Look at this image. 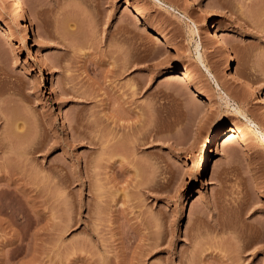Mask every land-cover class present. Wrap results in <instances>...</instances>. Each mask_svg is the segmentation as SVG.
<instances>
[{"label":"rangeland","instance_id":"obj_1","mask_svg":"<svg viewBox=\"0 0 264 264\" xmlns=\"http://www.w3.org/2000/svg\"><path fill=\"white\" fill-rule=\"evenodd\" d=\"M20 1L29 34L0 0V264H264V107L225 64L264 96V0H202L212 30L187 0ZM120 47L135 65L116 76ZM224 90L261 125L246 141H223L249 126ZM99 126L115 144L88 142Z\"/></svg>","mask_w":264,"mask_h":264},{"label":"bare ground","instance_id":"obj_2","mask_svg":"<svg viewBox=\"0 0 264 264\" xmlns=\"http://www.w3.org/2000/svg\"><path fill=\"white\" fill-rule=\"evenodd\" d=\"M189 3H193V4H195V5H198V6H200L201 8H202V10H203V12L205 13V15H207V17H208V20L210 21L209 22V28L208 29H214L215 27H216V23H214L213 24V21H211L210 19L211 18H213L215 15H216V11H215V9L210 5V4H208V3H205V2H202V0H187ZM5 3L7 4V7H8V9H9V11L11 12V13H13V15H19V14H22L23 16H22V19H23V29L27 32V34H29V26H28V23H27V19H26V15H24V13H23V10H22V3H21V1L20 0H5ZM91 4H89V6H90ZM93 8V7H92ZM93 11H94V9H93ZM95 12V11H94ZM92 13V12H91ZM97 13V12H96ZM93 15V14H92ZM95 15V14H94ZM97 15H98V13H97ZM94 17H96V15L94 16ZM98 17V16H97ZM70 20V19H69ZM75 20V19H74ZM122 22V21H121ZM76 23V22H75ZM118 25V24H117ZM127 24H122V25H119V27H118V29L119 30H121L120 31V33L122 32V28H124L125 29V26H126ZM117 28V27H116ZM117 29V32L119 31ZM124 29H123V31H124ZM190 30H191V32L192 33H196V32H198V28L193 24L192 25V27H190ZM126 31V30H125ZM116 32V33H117ZM110 34H115V32H114V29L112 30V31H110L109 32ZM157 33H159V34H161V31L160 30H158V32ZM212 34H213V39L216 41V43L219 45V46H221V47H225V40L222 38V36L220 35V33L218 32V31H216V30H214V31H212ZM116 35V34H115ZM115 35H112L111 37H112V39H113V37L115 36ZM118 35V34H117ZM116 35V36H117ZM121 35V34H120ZM110 36V35H109ZM115 36V37H116ZM110 37V38H111ZM115 37H114V39H115ZM121 37H122V35H121ZM120 36H117V39L119 38H121ZM125 37V36H124ZM109 38V39H110ZM121 39H123V37L121 38ZM124 39H126V38H124ZM108 40V39H107ZM106 40V41H107ZM108 41H113V40H108ZM119 42H120V40H118ZM124 42V41H123ZM122 42V43H123ZM127 42V41H126ZM106 43H108V42H106ZM111 43V42H110ZM114 43H115V41H114ZM117 43V42H116ZM125 43V42H124ZM111 44H113V43H111ZM123 45V47H124V44H122ZM122 45H121V47H122ZM196 45H197V47L199 48L200 47V45H201V39L199 40H197V42H196ZM116 47H118V45L116 46ZM118 48V49H116V50H114V51H112V53L111 54H113V56H114V61L113 62H118L116 65V67H118L119 69H116V67L114 68H112V69H115L114 70V73H116L115 75L116 76H118V73L122 70L123 72H124V70H128L130 67L132 68L135 64V62L133 63V62H131V61H128V56L127 57H124L125 56V53H127L128 54V51L127 52H125V48L123 49V48ZM197 48V49H198ZM135 51V50H134ZM133 51V52H134ZM126 54V55H127ZM199 54H200V52H199ZM118 58H120V60L118 61ZM115 59H116V61H115ZM130 59V58H129ZM235 62V58H234V56H233V54H228V56H227V58H226V60H225V64L227 65V66H229L230 68H231V72H230V74H231V76L232 77H237V80L238 81H245L246 82V84L248 85V89H249V91H250V93H251V95H252V97H253V99L255 100V102H257V103H259V104H261L263 107H264V96H260V95H258V93H256V91L254 90V88H253V86L248 82V80H246L245 78H243V76L241 75V77L239 76L240 74H238V73H240L239 72V69L237 68V66H234V63ZM114 64V63H113ZM115 65V64H114ZM113 65V66H114ZM111 70V69H110ZM112 72H113V70H112ZM171 72L172 73H177L176 75H181V76H187V77H191V78H193V79H195L196 80V76L192 73V70L188 67V66H183V67H179V68H176V69H173V70H171ZM122 73V72H121ZM142 85L140 84L139 85V87H141ZM217 86H218V88L219 89H222V87H221V85H220V83L219 82H217ZM139 87H137V89H139ZM241 91V90H240ZM222 93H223V95H221V97L222 98H224V100H225V102H226V104L227 105H230V104H232L231 103V100H234L235 101V103L236 104H234L233 106H232V110L234 111V112H236L237 114H241V115H243V116H245L246 118H247V120H248V128H244L243 126H241V125H238V124H233L232 126H230V128L229 129H227L226 130V132H224V133H222V132H220L218 135H220L221 133H222V138H223V141L224 142H228V141H231V139L233 138V137H237V140L238 141H246V140H248L250 137H251V135H252V133L257 129V128H260L261 127V125H260V123H258L256 120H254V119H252L251 117H249L248 116V114H247V112H246V109L244 108V106H243V103L244 102H242L241 100H244V98H245V95H243L244 96V98H242L241 97V102H238L236 99L240 96V95H238V97L236 96L237 95V93H236V95H234V96H231L227 91H222ZM239 94H240V92H239ZM250 97V96H249ZM208 98H209V100L210 101H212V98L210 97V96H208ZM240 98V97H239ZM238 98V99H239ZM245 101V100H244ZM142 112V111H141ZM142 114V113H141ZM140 114V115H141ZM120 117V116H119ZM120 118H122V117H120ZM16 120V119H15ZM14 122V121H13ZM24 122V121H23ZM15 123V122H14ZM21 122H19V124H17V122H16V125H14L15 126V129L11 132V133H13L14 131V133H16L17 132V134L18 135H21L22 134V138L24 137L25 138V141L27 142V144L29 143V141L28 140H30L29 138V136H27V134L29 133V131L28 130H26V128H28V127H26L27 126V124L25 125V123H21ZM78 123H80V122H78ZM82 123V122H81ZM13 124V123H12ZM11 124V125H12ZM99 124V123H98ZM97 124V125H98ZM121 124H123V122L121 123ZM78 125V124H77ZM82 125V124H81ZM96 125V126H97ZM100 128H98L97 127V129H99L98 130V132H97V134H96V136L94 135V136H92L93 134H91L90 136H87V140H89L88 139V137L90 138V140L88 141V142H90V144L91 143H94V145H99L100 147H104L105 148V146L104 145H110L111 144V146H112V144L114 143L115 144V139L116 138H114V137H116V135H114L113 137H106V138H104V136L102 135V133L101 132H99V131H101V126H99ZM142 127H143V124H142ZM142 127H140L139 129H141ZM11 128V127H10ZM80 128V127H79ZM258 130V129H257ZM259 132H264V128H261L260 130H258ZM28 132V133H27ZM83 132L82 131H80V134H82ZM145 133V132H144ZM16 134V135H17ZM79 134V135H80ZM85 134L86 133H84V137H85ZM143 134V130L141 129V130H138V133L136 134V136H135V138L137 139V141L139 140V141H141V140H143V142H144V139H142L143 137H141V135ZM216 133L214 132L213 134H212V141L214 140V138H215V135ZM24 135V136H23ZM145 135V134H144ZM28 137V138H27ZM24 138H23V140H24ZM134 138V139H135ZM28 139V140H27ZM121 139H122V137H121ZM134 139H132V141L134 140ZM136 139L134 140V141H136ZM211 139V138H210ZM216 139V138H215ZM4 140V139H3ZM118 140H120V138L118 139ZM5 141V140H4ZM24 141V143H25V145H26V147H25V145H24V143L22 142V140H21V142H19V143H21V144H23L24 145V147H21L20 146V144H19V147H21V148H25L24 150H25V152L27 151V153H28V151H29V149H28V145L26 144V142ZM31 141V140H30ZM123 141V140H122ZM122 141L120 140V142L122 143ZM210 142H212L211 140H209ZM118 142L119 141H117V144H118ZM3 143H5V142H3L2 141V144ZM103 143H104V145H103ZM121 143H120V145H121ZM134 143V142H133ZM136 143V142H135ZM6 144V143H5ZM1 145V144H0ZM7 145V144H6ZM18 145V144H17ZM31 145V144H30ZM30 145H29V147H30ZM119 145V144H118ZM139 145V144H138ZM3 145H1V147H2ZM11 146V145H10ZM14 146V145H13ZM16 146V145H15ZM15 146H14V148L11 146V147H9L10 148V154L11 155H14V153L12 152V150L14 149L15 150ZM98 146V147H99ZM114 146V145H113ZM135 146V145H134ZM210 147H211V149H212V144L211 145H209ZM0 147V148H1ZM6 147V146H5ZM18 147V148H19ZM97 147V148H98ZM99 147V148H100ZM115 147H116V145H115ZM114 147V148H115ZM136 147V146H135ZM4 148V147H3ZM8 148V149H9ZM13 148V149H12ZM21 148H19V149H21ZM117 148V147H116ZM136 148H138V147H136ZM13 150V151H14ZM16 150H18V149H16ZM16 150L14 151L15 152V154L17 153L16 152ZM22 150V149H21ZM111 150H113V149H111ZM115 150V149H114ZM104 151V150H103ZM107 151V150H106ZM119 151V150H118ZM122 151V150H121ZM124 151V150H123ZM123 151H122V153H123ZM214 151V150H213ZM100 152V151H99ZM13 153V154H12ZM18 153H19V150H18ZM22 153V156H24V157H22V161L21 162H23L24 163V168L23 167H20L21 165H23V163L20 165H16L14 162H12L11 161V158L13 157H11V155H9L8 157H10V160H9V158H7L5 161H7V165H6V167L8 168V170H10V171H12L13 173L14 172H17L18 173V171H22V173H24L25 174V171L28 169V165H29V163H31V161H30V159H31V157L29 156V155H27V156H25V154H23L24 152H20L19 154H21ZM103 153H105V152H102L101 151V154H99L98 153V155H101V156H103ZM107 153V152H106ZM109 153V152H108ZM120 154V155H119ZM118 155L122 158L123 157V155L121 154V153H119ZM124 154V153H123ZM110 155H113V153L111 154V151H110ZM117 155V153L115 152V156ZM101 156H97L99 159H100V157ZM24 158V159H23ZM102 158V157H101ZM117 158H119V157H117ZM124 158V157H123ZM126 158V157H125ZM98 159V161L100 162V160ZM120 159V158H119ZM12 160H15L14 158L12 159ZM16 162V161H15ZM17 163V162H16ZM137 167V166H136ZM205 164H204V166L202 167V171L203 170H205ZM140 168V167H139ZM138 168V169H139ZM140 170V169H139ZM136 172L135 173H137V172H139V171H137V170H135ZM142 171L143 170H141V172H139V173H137V174H139V175H141L140 173H142ZM27 172V171H26ZM140 182H141V180L139 181V185L141 186H143L144 185V183H145V181H143V183L142 184H140ZM150 182V181H149ZM148 182V183H149ZM146 184V183H145ZM9 191V190H8ZM9 193H10V191H9ZM9 193L7 194V196L9 195ZM5 198H6V196H5ZM14 199H15V197L13 198V196H11V195H9L8 196V198L7 199H5L6 201L4 202H2V203H4L2 206H3V208L4 209H7V212H11L13 215H15V216H17V215H19L18 214V211H17V206H16V204L15 203H17V201L15 202L14 201ZM218 204V203H217ZM219 206H220V204H219ZM218 207V206H217ZM2 208V209H3ZM219 209H220V207H218ZM20 210V209H19ZM25 214V213H24ZM220 215V214H219ZM20 217V216H19ZM23 217V216H22ZM25 217H26V219L28 220L29 219V217H28V215L27 214H25ZM219 217V216H218ZM16 219V218H15ZM19 219V218H18ZM221 219V218H220ZM217 222L219 221V223H220V225L219 226H223L224 224L223 223H221L222 221L221 220H216ZM221 221V222H220ZM221 224H223V225H221ZM27 233V232H26Z\"/></svg>","mask_w":264,"mask_h":264}]
</instances>
